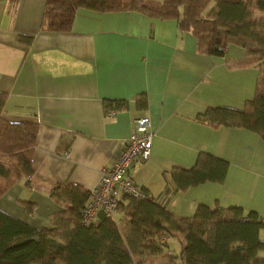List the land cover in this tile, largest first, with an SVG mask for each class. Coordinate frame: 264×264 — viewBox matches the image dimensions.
Segmentation results:
<instances>
[{
  "label": "crops",
  "instance_id": "1",
  "mask_svg": "<svg viewBox=\"0 0 264 264\" xmlns=\"http://www.w3.org/2000/svg\"><path fill=\"white\" fill-rule=\"evenodd\" d=\"M45 2L0 0L2 119L36 126L33 174L29 181L15 179L0 196V211L37 230L50 229L70 207L58 198L61 190H93L100 170L123 151L134 119L147 116L150 157L129 169L138 187L152 197L165 194V207L178 218L192 216L201 204L239 207L264 219V141L201 117L214 108L242 110L253 97L260 69L237 65L243 49L228 45L221 57L202 54L176 21L138 12L80 10L70 32H46ZM108 101L126 105L107 117ZM202 153L228 162L224 182L179 190L172 172L189 170ZM36 196L54 209L39 216ZM116 216L119 221L121 214ZM259 237L264 240V230Z\"/></svg>",
  "mask_w": 264,
  "mask_h": 264
},
{
  "label": "trees",
  "instance_id": "2",
  "mask_svg": "<svg viewBox=\"0 0 264 264\" xmlns=\"http://www.w3.org/2000/svg\"><path fill=\"white\" fill-rule=\"evenodd\" d=\"M80 10L138 12L174 20L179 31L195 38L200 53L221 57L233 45L245 52L239 67L264 66V0H160L154 6L145 0H46L41 30L70 32ZM137 104L145 107L142 100ZM125 105L108 101L105 108L121 110ZM3 107L0 93V176L4 179L0 196L16 178L33 174L31 150L36 136L32 123L4 121ZM201 117L210 126L243 128L264 141V70L242 110L214 108ZM228 168L227 161L202 153L192 168L175 169L171 176L179 190L186 191L205 183L222 184ZM58 198L70 207L47 230L0 211V264H137L136 260L165 254L175 235L183 247L179 256L168 255L166 264H264V240L259 237L264 219L255 212L199 204L192 216L178 218L149 199L124 198L118 206L119 221L99 213L91 226L84 227L80 216L89 192L66 187Z\"/></svg>",
  "mask_w": 264,
  "mask_h": 264
},
{
  "label": "built area",
  "instance_id": "3",
  "mask_svg": "<svg viewBox=\"0 0 264 264\" xmlns=\"http://www.w3.org/2000/svg\"><path fill=\"white\" fill-rule=\"evenodd\" d=\"M106 116L112 117L116 113L113 109H106ZM153 132L147 116H141L133 121L129 138L117 160L99 173L97 185L89 192L88 201L81 211L80 223L84 227L91 226L99 213L105 217L115 218L118 206L124 198L149 199L163 207L166 204L165 194L152 197L138 187L129 174V169L135 161L145 162L151 154ZM28 181L30 177L27 178ZM171 252H167L170 255Z\"/></svg>",
  "mask_w": 264,
  "mask_h": 264
},
{
  "label": "rangeland",
  "instance_id": "4",
  "mask_svg": "<svg viewBox=\"0 0 264 264\" xmlns=\"http://www.w3.org/2000/svg\"><path fill=\"white\" fill-rule=\"evenodd\" d=\"M160 1V0H145L146 5L149 6H154L156 5V3ZM258 68L260 70H264V66H262V64H257ZM27 179V178H26ZM28 181V179H27ZM39 196H36V202H37V206H32L33 210L39 214V216H44L45 213H47L48 209L50 208V211L54 208H52V205L49 204V201H44L41 198H38ZM48 200V199H47ZM30 206L27 205L24 209H28ZM54 207V205H53ZM27 216V215H26ZM117 217V216H116ZM180 241L181 238L177 235H175V237H172L169 240V249L165 250V254L163 253V255L158 256V257H146L144 258L142 261H138L136 260L137 264H166L168 262V260L170 259L167 255V252H171L173 256H179L180 251H181V245H180Z\"/></svg>",
  "mask_w": 264,
  "mask_h": 264
}]
</instances>
